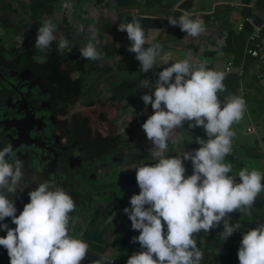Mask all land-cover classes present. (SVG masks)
<instances>
[{"label":"flooded vegetation","instance_id":"af4514ba","mask_svg":"<svg viewBox=\"0 0 264 264\" xmlns=\"http://www.w3.org/2000/svg\"><path fill=\"white\" fill-rule=\"evenodd\" d=\"M74 2L67 18L71 22L57 27L56 41L47 53L34 47L39 25L21 26L19 22L27 4L19 1L12 8L0 3V149L12 144L13 156L24 163L26 178L37 171L39 183L49 179L63 187L76 205L71 219L75 217L91 231L84 233L83 240L92 249L99 245L105 252L112 244L116 260L105 257L106 261L126 264L132 254L143 251L133 242L139 232L131 229L123 211L140 189L134 168L120 170L125 164L140 167L157 162L150 155L153 146L141 127L153 114L151 105L145 106L141 99L150 94L141 81L147 79L154 91L158 77L152 73L156 63L148 73L140 70L135 54L128 51L127 33L118 31V26L139 20L143 12L148 25H156L155 0ZM59 11L62 17L68 12L64 8ZM164 13L160 18L164 19ZM80 25L83 32L78 30ZM176 32L183 33L179 27ZM18 35L23 36L22 45ZM61 38L68 41L62 55L57 49ZM89 42L103 53L102 59L88 61L80 56L79 49ZM182 144L171 147L173 152L168 148L163 157L171 153L179 157L198 149ZM183 163L185 176H190L191 161ZM225 163L236 168L232 154L225 157ZM229 217L228 223H241L242 228L226 241L222 224L194 235L204 253L202 264H233V259L238 260L242 232L251 229L250 217L243 211ZM253 223L252 228L259 225L256 218Z\"/></svg>","mask_w":264,"mask_h":264},{"label":"clouds","instance_id":"9594fccd","mask_svg":"<svg viewBox=\"0 0 264 264\" xmlns=\"http://www.w3.org/2000/svg\"><path fill=\"white\" fill-rule=\"evenodd\" d=\"M167 21L191 37H198L206 27L202 19H193L186 11ZM56 30L55 24L45 21L38 28L35 49L47 53L56 41ZM78 30L83 32V26H78ZM118 31L127 33L128 51L135 54L140 70H153L161 45L145 48V31L135 19L121 22ZM16 39L22 45L23 36ZM67 47L68 41L61 38L58 53L62 55ZM79 52L88 61L103 57L92 42ZM224 79L223 72L184 59L158 73L154 91L147 79L141 81V87L150 90L141 99L153 110L141 127L153 146L150 155L157 162L121 166L120 171L135 169L140 189L123 211L131 221V229L139 232L133 242L139 243L143 251L132 254L126 264H202L204 253L197 247L195 234L208 233L222 224L221 234L226 241L242 228L241 223H228L230 213L243 211L251 217V206L264 192V174L246 167L232 174L231 163H225L235 135L232 126L243 119L247 105L240 96H230L226 102L218 98L217 93L225 91ZM186 122L190 129L202 127L207 139L196 137L198 149L164 158L170 134ZM182 139L178 136L177 142ZM13 153L10 143L0 149V221L11 218L15 225L12 229L0 223V230L6 231V236L0 237V246L7 250L9 264H82L89 245L69 234L70 214L76 205L58 183L49 179L39 183L29 192V202L22 212L16 215L15 204L5 193L17 192L25 172L23 161ZM184 161H191L193 166L187 177ZM237 258L239 264H264V223L242 232Z\"/></svg>","mask_w":264,"mask_h":264},{"label":"crops","instance_id":"0c3cea01","mask_svg":"<svg viewBox=\"0 0 264 264\" xmlns=\"http://www.w3.org/2000/svg\"><path fill=\"white\" fill-rule=\"evenodd\" d=\"M0 1L6 2L12 8H15L19 1L27 4V11L20 15L23 17L19 20L21 26L22 24H30V26L36 27L39 25L38 27H40L45 21H51L57 25L56 28L71 22L67 18L71 17L72 7L75 4L74 0ZM60 8L68 10L66 16L62 17V13L59 11ZM152 8L153 11H156V25H148L147 21L149 20L144 19L147 18V13L145 12L141 13L142 16L139 20L137 19L144 29L148 41L144 47L147 48L152 44H159L162 48L160 55L156 58V67L152 73L158 77V73L170 66L171 63L184 59L199 64L195 58H200L203 54L204 56L215 58L212 63L217 65V71L225 74L223 81L225 91L217 93L220 96V100L226 102V98L230 96H240L246 101L247 105L246 118L243 117L239 123L232 126L235 135L239 130L246 128L242 131V136L246 140L242 139L240 143L233 141L230 155H235V152L241 148L244 150L243 157H246L244 159L246 162L245 167L249 166V171L257 170L259 165L264 169V82H259L256 79L259 67L257 62L246 54L248 38L252 33L264 26V0H155ZM163 10H165V13ZM185 11L191 13L193 19H202L204 21L205 31L198 37L185 35L184 32L179 35L176 32L179 26H172L168 23V17L179 18ZM162 13L165 14L164 19L160 18ZM247 19L250 22L245 23L244 29L240 31V24ZM165 32L169 34L165 35ZM169 53H171L170 56L168 55ZM189 53L193 54L192 59ZM229 63H232V68L229 73H226ZM182 129L188 135L186 138L188 144L186 146H195L193 142H195L196 137L204 139L206 136L202 127L190 129L187 122ZM249 129H252V132H249ZM170 135L171 137L168 139L170 151L176 145L182 147V142H177V139H175L179 136V129H174ZM196 146L199 148L200 145L197 144ZM172 156L173 153L169 157ZM237 162L238 159L233 157V165L237 164ZM233 174H236L234 166ZM5 194L14 202L17 209L16 215L18 216L22 212L24 205L29 202V198L20 191L14 194ZM250 211L251 216L256 218L259 224L264 223V209L262 210L252 205ZM261 217L263 218L261 219ZM75 219L73 217L69 221V234L74 238L83 240L86 238L85 234L87 235L91 231L83 227L85 223L82 224L78 219ZM0 223L7 224L9 228H15L11 218H5ZM91 229L93 230V228ZM5 236L6 231L0 230V237ZM101 239L97 240L100 244ZM111 251L112 244L111 247H107L106 252L104 248L101 249L99 245H96L93 249L89 246L88 253L100 258L108 257L110 260H116ZM5 258H9L7 250L0 246V260ZM116 263L123 264V262ZM82 264L96 263L85 259Z\"/></svg>","mask_w":264,"mask_h":264},{"label":"water","instance_id":"95a60500","mask_svg":"<svg viewBox=\"0 0 264 264\" xmlns=\"http://www.w3.org/2000/svg\"><path fill=\"white\" fill-rule=\"evenodd\" d=\"M189 55L191 56V59H192L193 58V54L189 53ZM195 59L199 62V64H204V66L206 68L217 71V68H216L217 65H214L212 63V61L215 58L207 57L206 55L204 56V54H203L200 58L196 57ZM218 98L220 99L219 95H218ZM3 141H4V139H3ZM243 152H244V150L241 149L240 153L235 157V159H238V162H237L238 165L234 164V165H236V170H235L236 173H238L237 172L238 170H241V169L245 168V166H246L245 165L246 162L244 160L246 157H243ZM257 170L260 171L262 174H264V169H262V167L260 165L257 167ZM262 184H264V182H262ZM38 185H39L38 173H37V171H32V173L30 174V178H26V176L24 175L23 185L21 187H19L20 189L18 188L17 191L22 192L23 195H25V196L27 195V197H28V191L33 189L35 186L38 187ZM253 205L256 206V207L261 208L262 210L264 209V192H262L261 194H259L257 196L256 201H255V203ZM253 222H254V218L250 217L249 226H254ZM237 240L238 239L235 238V242ZM85 259L91 260V261L95 262L96 264H97L98 261L101 262V264H111V263L107 262L105 260V258H100L98 256H93L92 254H89V253L87 254V257ZM233 260L236 262V263H233V264H239V261L236 258L233 259ZM0 264H9V258L1 259L0 260Z\"/></svg>","mask_w":264,"mask_h":264},{"label":"built area","instance_id":"2783aa9c","mask_svg":"<svg viewBox=\"0 0 264 264\" xmlns=\"http://www.w3.org/2000/svg\"><path fill=\"white\" fill-rule=\"evenodd\" d=\"M249 22V19L245 20L244 23L240 24L239 30L242 31L244 29L245 23ZM247 46L248 49L246 54L255 60L259 67V71L256 74V79L259 82H264V26L252 33V35L248 38ZM231 68L232 63H229L228 67L226 68V73H229ZM248 131L252 132V129H249Z\"/></svg>","mask_w":264,"mask_h":264},{"label":"rangeland","instance_id":"374dc122","mask_svg":"<svg viewBox=\"0 0 264 264\" xmlns=\"http://www.w3.org/2000/svg\"><path fill=\"white\" fill-rule=\"evenodd\" d=\"M244 118H246V114H244ZM245 121H247V120L245 119ZM263 123H264V121H263ZM261 127H262V126H261ZM240 128L242 129V127H240ZM243 129H246V128H243ZM243 129H242V130H239V132L235 135V137L232 138V142L235 141V142H239V143H240V141H241L242 139H245V140H246V138H243V136H242V131H243ZM179 137H182L183 139L180 140V141H181L182 143L185 142V144H186V138L188 137V135L183 131L182 128L179 129ZM204 139H207V136H205ZM255 141H256V140H255ZM192 142H193V141H192ZM193 144L197 145V143H195V142H193ZM250 146L253 147L252 145H250ZM239 149L241 150V148H239ZM240 150H238V151L235 153V155H233V157H236V156L240 153ZM246 168L249 169V166H247ZM235 170H236V168H235ZM84 227H85V225H84Z\"/></svg>","mask_w":264,"mask_h":264},{"label":"bare ground","instance_id":"6f19581e","mask_svg":"<svg viewBox=\"0 0 264 264\" xmlns=\"http://www.w3.org/2000/svg\"><path fill=\"white\" fill-rule=\"evenodd\" d=\"M82 230H83V229H82ZM82 230H81V231H82Z\"/></svg>","mask_w":264,"mask_h":264}]
</instances>
